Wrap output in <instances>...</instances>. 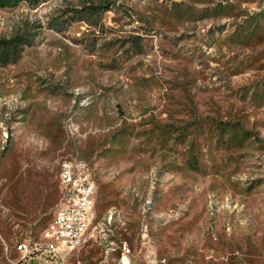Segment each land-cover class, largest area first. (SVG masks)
<instances>
[{"label": "rangeland", "instance_id": "1", "mask_svg": "<svg viewBox=\"0 0 264 264\" xmlns=\"http://www.w3.org/2000/svg\"><path fill=\"white\" fill-rule=\"evenodd\" d=\"M216 1L231 15H201ZM261 11L248 43L222 40ZM14 35L0 60V264L51 218L72 157L92 167L102 224L66 264H264V0H20L0 7V40ZM164 124L190 133L166 140ZM231 124L232 145L215 144ZM191 135L207 173L184 163Z\"/></svg>", "mask_w": 264, "mask_h": 264}, {"label": "built area", "instance_id": "2", "mask_svg": "<svg viewBox=\"0 0 264 264\" xmlns=\"http://www.w3.org/2000/svg\"><path fill=\"white\" fill-rule=\"evenodd\" d=\"M58 201L51 218L37 234L21 232L14 239L17 256L12 264H66L69 254L100 229L102 220L91 225L95 194L92 167L81 158H68L57 172ZM148 200V199H146Z\"/></svg>", "mask_w": 264, "mask_h": 264}, {"label": "trees", "instance_id": "3", "mask_svg": "<svg viewBox=\"0 0 264 264\" xmlns=\"http://www.w3.org/2000/svg\"><path fill=\"white\" fill-rule=\"evenodd\" d=\"M20 0H0V7L2 6H13ZM201 2H205L206 0H199ZM173 3V13H179V15L189 14L192 12V6L190 4L187 5V7H175L179 5L181 2H172ZM92 7V6H91ZM94 9H96V6H93ZM207 10L205 14L201 15H212L215 17H223V16H229L231 15L230 11L232 9L231 4L228 2H220L216 1L212 4L202 6L199 8V10ZM89 12H93V9H88ZM235 14V13H234ZM200 15V16H201ZM203 17V16H201ZM263 22V14L261 12H256L254 15L250 17V19L243 18L241 21L234 23V28L232 32L222 40L225 41L226 39L232 41H238L239 43H248V40L253 38V36L257 35L259 33V27L262 25ZM22 37L19 35H14L7 39H1L0 40V60H4L7 56L14 57L17 53V48L20 47L18 44L22 41ZM25 40V39H23ZM136 44L135 42H133ZM6 60V59H5ZM232 123V122H231ZM159 133L161 136H164V139L173 138V140L177 139L179 142L184 141L185 137L189 135L190 132L187 131L186 125H175L171 126L170 124H164V126H160ZM235 135H237V127H234L233 124H231L230 127L226 128L225 126H217L216 128V135L215 137V144L222 143L221 145H225L223 147H229L232 145L231 139L235 138ZM242 135V134H241ZM148 138V135H147ZM194 135H191L188 140V149H187V160H185V164L188 168L207 173L205 168L201 165H197V151H194L192 146L194 144ZM223 139L224 142H223ZM218 148H222V146H218Z\"/></svg>", "mask_w": 264, "mask_h": 264}, {"label": "crops", "instance_id": "4", "mask_svg": "<svg viewBox=\"0 0 264 264\" xmlns=\"http://www.w3.org/2000/svg\"><path fill=\"white\" fill-rule=\"evenodd\" d=\"M110 207V206H109ZM108 207V208H109ZM117 207V206H116ZM93 208H94V203H93ZM93 208H92V211H93ZM107 208V209H108ZM119 208V207H118ZM106 209V210H107ZM120 209V208H119ZM106 210H104L103 211V213H102V218H103V216L105 215V212H106ZM115 212H117V211H114L113 213H115ZM122 211H121V209H120V218H119V220H117L116 218L114 219V220H112V222L111 223H118V222H121L122 221V219H123V214L121 213ZM113 213H109V215H108V217L106 218L107 219V221H109L111 218H112V216H113ZM109 218V219H108ZM116 221V222H115ZM122 223V222H121ZM123 258V257H122Z\"/></svg>", "mask_w": 264, "mask_h": 264}, {"label": "bare ground", "instance_id": "5", "mask_svg": "<svg viewBox=\"0 0 264 264\" xmlns=\"http://www.w3.org/2000/svg\"><path fill=\"white\" fill-rule=\"evenodd\" d=\"M83 163V162H82ZM84 167H87L85 163H83ZM89 167V166H88Z\"/></svg>", "mask_w": 264, "mask_h": 264}]
</instances>
